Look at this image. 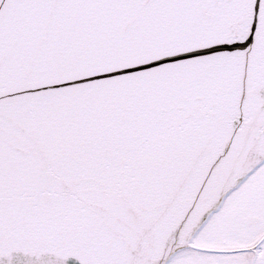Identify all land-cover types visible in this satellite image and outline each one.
I'll list each match as a JSON object with an SVG mask.
<instances>
[{"label":"snow or ice","instance_id":"1","mask_svg":"<svg viewBox=\"0 0 264 264\" xmlns=\"http://www.w3.org/2000/svg\"><path fill=\"white\" fill-rule=\"evenodd\" d=\"M0 264H264V0H0Z\"/></svg>","mask_w":264,"mask_h":264}]
</instances>
